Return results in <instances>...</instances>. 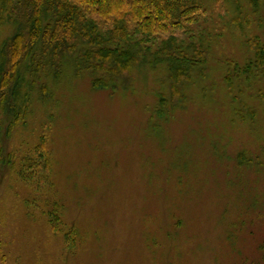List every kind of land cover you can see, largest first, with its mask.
Segmentation results:
<instances>
[{
    "label": "rangeland",
    "instance_id": "rangeland-1",
    "mask_svg": "<svg viewBox=\"0 0 264 264\" xmlns=\"http://www.w3.org/2000/svg\"><path fill=\"white\" fill-rule=\"evenodd\" d=\"M205 2L197 28L211 39L212 56L245 63V40L264 42V28L243 23L256 19L248 7L235 20L229 6ZM13 32L1 30L0 46ZM222 76L211 61L209 78L190 91L195 102L166 122L152 117L157 100L149 91L159 87L160 72H143L137 93L113 97L93 91L87 76L67 73L50 83V178L32 188L0 157V264H264V104L253 103L252 126L241 124ZM33 106L9 136L0 111V153L12 161L32 154L46 124L48 107ZM51 213L60 218L59 234ZM71 229L75 249L65 239Z\"/></svg>",
    "mask_w": 264,
    "mask_h": 264
},
{
    "label": "trees",
    "instance_id": "trees-1",
    "mask_svg": "<svg viewBox=\"0 0 264 264\" xmlns=\"http://www.w3.org/2000/svg\"><path fill=\"white\" fill-rule=\"evenodd\" d=\"M213 1L217 8L226 5L240 15L235 20L242 19L248 7L256 19L244 18L243 23L264 28V0ZM206 7L205 0H0V32L6 25L14 31L0 46V111L8 120L6 136L14 127L26 125L34 114L33 103L48 107L32 154L12 161L1 152L3 165L32 188H43L50 178L49 139L56 122L53 86L67 73L87 76L93 91H107L113 97L121 90L137 93L143 72H160L159 87L149 92L157 100L153 119L155 115L166 122L176 110L195 102L190 91L209 78L213 61L222 69L232 116L252 126L258 117L253 103L264 104V42L257 36L245 40L250 53L245 63L226 57L215 60L211 39L197 28ZM200 91L203 96L209 93L207 87ZM238 156L241 164L243 155ZM11 163H19L18 168ZM49 223L53 233H61L56 213L49 214ZM65 239L73 249L76 231L71 229ZM261 249L264 252V242Z\"/></svg>",
    "mask_w": 264,
    "mask_h": 264
}]
</instances>
